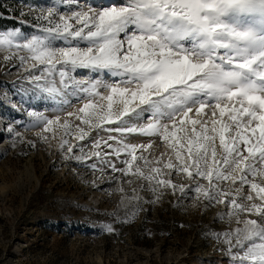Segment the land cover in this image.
<instances>
[{"label":"snow or ice","instance_id":"6c2138e0","mask_svg":"<svg viewBox=\"0 0 264 264\" xmlns=\"http://www.w3.org/2000/svg\"><path fill=\"white\" fill-rule=\"evenodd\" d=\"M72 6L80 10L66 16L49 3L46 14L32 17V24L0 30V46L30 54L19 56V66L27 73L25 81L36 86L33 95L95 90L96 99L89 97L81 108L67 112L63 122L59 115L28 111L32 126L42 127L45 141L44 133L59 127L60 146L70 162L141 176L157 199L162 186H171L173 193L202 194L206 207L229 204L231 211L217 217H227V228L219 231L229 264H264V187L248 178L264 174V0H116L98 9L76 0ZM78 71L95 78L79 80ZM105 74L117 82L100 79ZM15 98L22 95L17 92ZM0 132L19 135L7 126ZM140 136L171 142L178 163L165 167L209 184L197 180L186 189L161 179L159 168L147 175L139 168L133 173V162L148 163L128 140ZM233 172L240 173L241 184H250L260 203H238L213 185V180L235 183ZM141 199L134 191L132 201ZM253 213L256 218H250ZM105 230L113 228L106 225Z\"/></svg>","mask_w":264,"mask_h":264},{"label":"rangeland","instance_id":"374dc122","mask_svg":"<svg viewBox=\"0 0 264 264\" xmlns=\"http://www.w3.org/2000/svg\"><path fill=\"white\" fill-rule=\"evenodd\" d=\"M0 1L9 12L6 17L16 22L15 26L0 30L32 24V17L41 12L46 14L50 3L49 0ZM60 13L70 16L64 10ZM22 30L37 34L31 28ZM56 46L63 45L57 42ZM21 55L30 54L26 49L0 46V100L4 101L0 103V130L6 131L7 126L19 133L6 136L0 132V264H229L225 238L219 231L227 228V217L217 220L231 211L229 204L213 203L206 207L208 201L202 194H181L178 189L173 193L171 186H162L163 194L157 199L146 189L148 182L141 176L118 175L106 168L92 170L86 164L70 162L60 146L63 132L59 127L44 133L47 141L41 138L43 129L32 126V118L26 115L28 111H42L49 118L59 115L63 122L67 112L81 108L89 97L96 99L95 90L87 94L67 90L70 102L66 105L59 104L52 94L33 95L36 86L25 81L27 73L19 66ZM84 74L86 71H78L75 75L79 80L95 78V74L88 77ZM105 75L111 79L110 84L118 80ZM106 78L100 77L105 82ZM98 91L110 94L105 88ZM17 92L22 99L15 98ZM101 135L107 134L101 132ZM147 138H151L145 142L148 145L139 150L135 141L143 142ZM128 140L138 146L137 156L142 155L148 161L133 162V173L139 168L147 175L159 168L161 179H169L186 189L197 180L205 186L209 184L207 179L193 180L187 173L165 167L169 161L178 163L171 142L165 143L159 136ZM73 143L77 142L73 140ZM116 163L117 167L121 166L119 161ZM233 175L235 183L231 180L212 183L238 203H260L250 184L239 182L240 173ZM248 178L264 187V174L255 177L249 174ZM134 191L142 199L125 203V197L131 199ZM249 194L253 201L246 199ZM250 218H256L255 213ZM106 225H111L113 231H106ZM236 226L233 223L231 228L234 230Z\"/></svg>","mask_w":264,"mask_h":264},{"label":"bare ground","instance_id":"6f19581e","mask_svg":"<svg viewBox=\"0 0 264 264\" xmlns=\"http://www.w3.org/2000/svg\"><path fill=\"white\" fill-rule=\"evenodd\" d=\"M50 3L55 4V7H57L59 9V11H65L67 14H69L70 16L72 15L74 10H80L79 8H73V3L76 2V0H65V1H61V0H49ZM79 3L82 7H94V8H99L100 6H110V5H114L116 3V0H79ZM63 4H68V7H61V5ZM123 37V36H121ZM123 39V38H122ZM83 76H90L89 73L86 72V74H84ZM79 78H83V77H79ZM85 78V77H84ZM102 78H106V75L102 76ZM114 78V77H112ZM106 82L110 83L111 79L106 78ZM54 95V97L57 99V102L59 104H64L66 105L67 103L70 102V94L67 92V90H65L64 93H58V94H52ZM151 138H147L146 141L141 142L140 140H136V144L137 145H148L145 142L150 141ZM252 189V188H251ZM253 190V189H252ZM255 191V190H254ZM125 203H134L136 201H132V198H126L124 199Z\"/></svg>","mask_w":264,"mask_h":264},{"label":"trees","instance_id":"16d2710c","mask_svg":"<svg viewBox=\"0 0 264 264\" xmlns=\"http://www.w3.org/2000/svg\"><path fill=\"white\" fill-rule=\"evenodd\" d=\"M0 10L3 12V14L0 15V29L6 28L7 26H15L16 22L6 17V15H8L9 12L2 7L1 1H0Z\"/></svg>","mask_w":264,"mask_h":264}]
</instances>
